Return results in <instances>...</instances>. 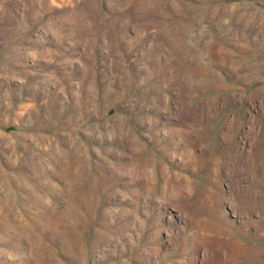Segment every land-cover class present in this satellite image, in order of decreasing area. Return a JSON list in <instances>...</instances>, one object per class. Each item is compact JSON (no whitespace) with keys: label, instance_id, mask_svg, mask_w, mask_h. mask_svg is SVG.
<instances>
[{"label":"rangeland","instance_id":"rangeland-1","mask_svg":"<svg viewBox=\"0 0 264 264\" xmlns=\"http://www.w3.org/2000/svg\"><path fill=\"white\" fill-rule=\"evenodd\" d=\"M0 264H264V0H0Z\"/></svg>","mask_w":264,"mask_h":264}]
</instances>
